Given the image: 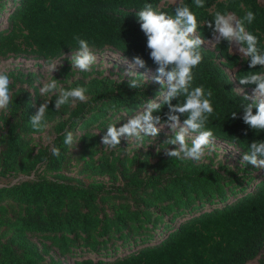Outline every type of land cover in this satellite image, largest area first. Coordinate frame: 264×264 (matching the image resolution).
<instances>
[{"label":"trees","instance_id":"obj_1","mask_svg":"<svg viewBox=\"0 0 264 264\" xmlns=\"http://www.w3.org/2000/svg\"><path fill=\"white\" fill-rule=\"evenodd\" d=\"M166 2L0 0V59L24 57L51 65L78 50L74 36L79 35L92 51L110 50L131 62L139 56L145 67L138 74L157 75L137 16L145 3L170 15L181 3L191 5L198 21L212 20L217 11L243 18L251 10L255 19L245 27L264 52V0H205L202 9L193 0ZM198 34L212 39L206 24ZM228 49L227 41L214 50L202 46L204 59L194 69L192 87L213 90L215 112L207 128L215 141L244 156L252 142H264V131L244 123L241 105L246 101L233 90L243 88L250 96L255 85H241L239 78L264 67L252 69L246 57ZM8 75L15 94L7 113L0 112L6 130L0 137V177L31 176L42 168L43 175L0 188V264H254L262 256L264 168L169 157L165 150L176 146L165 142L159 152L152 148L132 156L125 149L104 150L108 125L120 127L148 101L161 102V85L148 79L144 88L131 89L128 77L116 80L112 74L66 65L53 78L66 90L86 88L88 99L57 110L59 93L42 97L38 73ZM45 101L59 157L52 155V146L37 150L33 145L40 133L30 119ZM167 111L162 106L156 114L166 122ZM186 118L181 116V124ZM66 130L74 134L71 146L63 143ZM86 178L108 181L86 183ZM256 264H264V258Z\"/></svg>","mask_w":264,"mask_h":264},{"label":"clouds","instance_id":"obj_2","mask_svg":"<svg viewBox=\"0 0 264 264\" xmlns=\"http://www.w3.org/2000/svg\"><path fill=\"white\" fill-rule=\"evenodd\" d=\"M193 5L197 9H202L205 7V0H193ZM137 16L140 28L147 37L150 58L158 66V74L152 79L162 86V90L158 93V100L161 102L148 101L142 111L131 116L120 127L116 124H109L102 138L104 150L116 149L121 144L122 138L128 140L129 146L134 145L141 148L145 137L155 138L164 128H170L172 135L167 138L165 145L176 147L175 150L167 148L166 155L197 162L202 161L206 150H210L215 143L214 132L207 128L209 117L215 112L213 90L211 88L206 90L202 85L192 87L194 69L204 59L202 46L205 44L215 46L222 41H227L228 51L232 53V46H236L239 54L249 61L250 68L264 67V52L257 46L258 38L245 27V23L253 22L255 14L249 10L243 18H238L234 13L217 11L212 20L198 21L197 14L191 5L181 3L175 7L174 15H170L161 11L158 5L145 3ZM201 24H206L211 30V40L206 41L198 34V27ZM74 39L79 47L71 57L73 69L83 72L90 71L97 62V56L87 40L79 35H75ZM56 67L55 64L51 65L52 72L56 70ZM137 67H145V61L139 56L133 58L129 64V70L123 73V76L129 78L128 86L131 89L144 88L148 83L147 76H142L135 71ZM113 78L121 79L116 75ZM11 83L9 75L6 72H0V112L5 114L15 94V90L10 87ZM239 83L255 85L254 94L251 96L246 95L243 88L233 90V93L237 96L242 95L246 101L241 105L244 123L258 132L264 131V71L248 72L240 76ZM16 87L18 89L19 86ZM39 91L42 97L59 93L55 103L57 110L63 105L75 104L76 101L85 102L88 99L86 88L75 87L66 90L55 78L43 82ZM174 100L179 102L173 104ZM162 106H167L168 109L164 113L167 117L166 122L161 115L156 114L161 112ZM48 110L49 102L45 101L39 105L35 115L31 117L30 125L34 132L43 133L50 127L46 119ZM181 116L187 117L182 124ZM231 116L236 119L237 113L232 112ZM63 143L67 146L73 145V132L65 131ZM50 151L52 155L60 156L58 147L52 146ZM157 151L159 152V149ZM242 159L243 162L250 163L257 168H264V142H252Z\"/></svg>","mask_w":264,"mask_h":264},{"label":"rangeland","instance_id":"obj_3","mask_svg":"<svg viewBox=\"0 0 264 264\" xmlns=\"http://www.w3.org/2000/svg\"><path fill=\"white\" fill-rule=\"evenodd\" d=\"M168 2L176 3L179 0H167ZM205 47L214 50L215 46H212L211 44H205ZM233 51L232 53L235 55H238L242 57L239 52L236 50V46H232ZM94 54L97 56V62L92 66V69H95V71L104 73V76H110L116 75V76H123V73H125L127 70H129V64L131 61L124 60L119 54H116L110 50L104 51V52H95ZM73 54H68L63 56L62 58L56 60L53 64L57 65L56 70L52 72L51 65H45L43 62L36 61L33 59H27L24 57L20 58H11L9 60H1L0 59V72H6L7 74H10L11 72L16 71H22L24 73L29 72H35L38 73L41 77L40 84L42 86V83L52 79L54 76H56L59 72V70L66 65H72L71 64V57ZM127 61V63H125ZM140 67H137L135 71L138 73L140 71ZM148 77L149 80L153 81V77H155V73L153 71L146 72L144 74ZM80 77V76H78ZM127 77V76H123ZM72 79L71 81H73ZM158 84V83H157ZM160 85V84H158ZM254 93H251L253 95ZM52 95L48 96L50 98ZM142 111V110H141ZM50 127L45 130V132L40 133L38 135H34L33 145L36 147V149L40 148H47L52 146L53 141L56 137L55 131H54V125L55 123L49 124ZM160 127V126H157ZM6 133V130L2 123H0V137L3 136ZM172 135L170 128H164L160 134L155 137H145L143 140V147L138 148L134 145L129 146V142L127 139L122 138L121 144L116 149H110L108 151H118L120 149H125L126 153L130 156L137 153L138 151L146 152L152 148H154V151L158 149V146L161 142H165L167 138ZM190 143V141H189ZM129 149L127 150V148ZM171 150L173 148H170ZM243 155L238 151L236 148H234L231 145H228L226 143L215 141L214 146L210 150H206V155L202 162H207L209 159H213L214 163H223L224 165H230L233 167L242 166L245 162H243ZM256 169H263V168H257ZM76 171V170H75ZM75 171L71 174V176H75ZM39 175H43V168L39 170L36 174L34 173L31 176L26 175H11L9 177L3 178L0 177V188L5 186H12L17 183H20L25 180H32L35 177H38ZM50 177V176H49ZM86 183L91 182H97V181H103L107 182L108 179H101V178H86L84 179ZM264 258V253L261 256ZM259 257L254 264L257 263V261L261 258Z\"/></svg>","mask_w":264,"mask_h":264},{"label":"crops","instance_id":"obj_4","mask_svg":"<svg viewBox=\"0 0 264 264\" xmlns=\"http://www.w3.org/2000/svg\"><path fill=\"white\" fill-rule=\"evenodd\" d=\"M181 2V0H179L178 2H176V3H172V2H166L167 4H172V5H176V4H178V3H180ZM164 4V3H163Z\"/></svg>","mask_w":264,"mask_h":264}]
</instances>
